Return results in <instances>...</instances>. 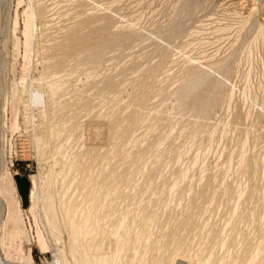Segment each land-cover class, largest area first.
<instances>
[{
  "label": "rangeland",
  "instance_id": "374dc122",
  "mask_svg": "<svg viewBox=\"0 0 264 264\" xmlns=\"http://www.w3.org/2000/svg\"><path fill=\"white\" fill-rule=\"evenodd\" d=\"M185 1L0 0L1 259L74 264L44 212L54 170L119 264H264V39L245 38L243 0ZM92 31L110 43L65 54Z\"/></svg>",
  "mask_w": 264,
  "mask_h": 264
},
{
  "label": "bare ground",
  "instance_id": "6f19581e",
  "mask_svg": "<svg viewBox=\"0 0 264 264\" xmlns=\"http://www.w3.org/2000/svg\"><path fill=\"white\" fill-rule=\"evenodd\" d=\"M206 1H208V0H206ZM193 2H194V0H193ZM242 2H243V5H246L245 7L248 6V8H249L248 9L249 14H248L245 22L246 23L251 22V24H252V25H250V27L246 33L247 35L245 36V38H247V41L251 42L250 45H256V44L260 43V38L264 39V0L261 3H259L258 0H243ZM195 3H199V1H196ZM191 5H193V4H191ZM43 7L44 6H42V8L39 7V9L37 8V12L40 16H43V14H44V8ZM200 7H201V5H200ZM191 11L192 10H190V12ZM255 18H256V20H255ZM242 28H244V27H241V29ZM70 37H71L70 38L71 43L67 46L68 49L65 52V54L68 56L80 55V54L84 53L86 56L88 55V57L89 56L92 57V53L94 56L101 49H104L103 46L106 47L107 42H109V40L107 39L108 36L105 37V33H103L102 31H97V32L92 31L91 34L89 33V34L84 35V36H82V34H80L78 32H73V33H71ZM116 39L118 40V38H116ZM112 42H113V39H112ZM243 44H245V43H243ZM82 45L84 47H81ZM63 62H64V57L59 59L57 61V64H55V65L62 66ZM221 62L222 63L218 66V70L223 69L225 72V76L227 77L231 74L232 63L228 62L226 59L221 61ZM210 67H212V66H210ZM207 68H209V67H207ZM212 69H213V67L211 68V70ZM232 72H233V70H232ZM204 73H205L204 76L199 78L197 81H194V83L192 84L193 90H196L198 87H201V85L205 83V81L207 79L206 75H209L210 72L204 71ZM49 86H51V87H49L50 90L48 93L54 95V94H57L59 92V87L57 85L52 84ZM45 94H46V91L44 93L43 91L40 90V88H32L31 93L29 95V103H30L29 105H33L36 107V106H40V105L44 104V99L46 97ZM202 95L203 94L199 95L201 97L198 98L196 101L199 100V102H203L202 105H204V104L208 105L210 103V100H212L214 98V91L210 90L207 97L206 96L204 97V95L203 96ZM196 101L194 102L195 107H197L196 105L199 103ZM262 104L264 105V99L262 100ZM54 130H56V128ZM3 131H4V129H3ZM3 131H2V133L0 132V136H2L4 134ZM56 136H57L56 138H58V135H56ZM42 140L45 144L48 143L47 139L44 141L43 137H41V138L37 137L36 138L37 143H38V141H42ZM45 144H44V146H45ZM41 147L43 148V146H41ZM41 151H42V149H41ZM38 152H39V150H38ZM44 152H46V151H44ZM60 163H62V162H60ZM54 164H55V162H54ZM64 165H66V164H64ZM60 168H62V167H60ZM71 168H72V165L70 166V164H68V166H65L62 169L69 170ZM50 170H51V168H50ZM66 170H64V172ZM51 171H50V174L48 176L46 175L44 179L42 178L43 179L42 185H43V187L46 188L44 195H43V207L45 210L44 212H45V216L49 222V228L52 231V233H54L56 239L57 240L60 239L62 241V235H67L68 241L70 243L69 249L72 253V256L74 259V264H119L117 262V260L120 257V252L108 254V255H99V253L101 252V246H100L98 239L103 237L104 235L108 234L109 230H107L105 228H100V229H97L94 231L87 230L88 226H89V222L92 219V216L90 214H87L84 217H82V216L80 217L77 215V213H78L77 212V206L71 205L69 202H67L63 199V195L61 193L62 188L60 187L61 185H59L57 183V179H56L57 173H55L54 170L52 172ZM60 171H61V169H60ZM89 171L91 172V170H89ZM100 185H101V187L102 186L106 187V179L105 178L100 182ZM85 190H86V188H85ZM85 195L87 196V202L86 203L87 204H93V207H95L97 205V202H96L97 198L95 197V190H92L91 188H89L88 190H86ZM107 200H108L107 197H103L102 202L106 203ZM2 238H3V234L0 235V239H2ZM62 258H63L64 264H70L68 261H66L64 259V257H62ZM0 264H10V263H8L7 260H3L0 258Z\"/></svg>",
  "mask_w": 264,
  "mask_h": 264
},
{
  "label": "crops",
  "instance_id": "0c3cea01",
  "mask_svg": "<svg viewBox=\"0 0 264 264\" xmlns=\"http://www.w3.org/2000/svg\"><path fill=\"white\" fill-rule=\"evenodd\" d=\"M8 263L12 264L9 260H7Z\"/></svg>",
  "mask_w": 264,
  "mask_h": 264
}]
</instances>
